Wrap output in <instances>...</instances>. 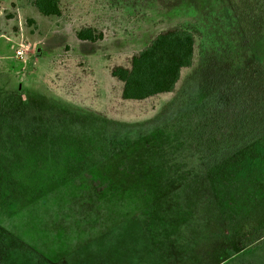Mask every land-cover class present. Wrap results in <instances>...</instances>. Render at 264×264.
I'll use <instances>...</instances> for the list:
<instances>
[{"label": "rangeland", "instance_id": "obj_1", "mask_svg": "<svg viewBox=\"0 0 264 264\" xmlns=\"http://www.w3.org/2000/svg\"><path fill=\"white\" fill-rule=\"evenodd\" d=\"M61 9L0 0V264H264V245L241 242L264 231V120L239 99L226 113L264 67V0ZM85 26L104 37L79 39ZM176 26L196 48L175 90L123 98L112 68ZM240 114L252 130L229 140Z\"/></svg>", "mask_w": 264, "mask_h": 264}, {"label": "trees", "instance_id": "obj_2", "mask_svg": "<svg viewBox=\"0 0 264 264\" xmlns=\"http://www.w3.org/2000/svg\"><path fill=\"white\" fill-rule=\"evenodd\" d=\"M61 1L33 0V4L46 16H60ZM76 35L81 40L92 42L104 37L102 32L90 26L81 27ZM195 48L196 35L191 28L176 26L160 31L146 47L132 56L130 66L119 65L112 68V74L123 82V98L141 100L174 91L182 70L193 64ZM258 66L245 70L243 80H239L241 83L239 91L233 93L238 94V97L228 96L226 113L237 114L238 111L235 109L230 111L229 109H231L230 105L237 103L239 99L243 106V113L252 114L250 118L257 125H261V121L264 120V67ZM246 118L249 117L244 114L234 118L226 116L225 120L220 118L225 121L223 133L227 134L229 140L242 141L247 138V129H252L247 124ZM214 133L216 134L217 131ZM248 141L250 143L252 140ZM223 156L227 157L226 154ZM241 242L246 247L263 246L264 231H259L255 235L248 230L243 233Z\"/></svg>", "mask_w": 264, "mask_h": 264}, {"label": "built area", "instance_id": "obj_3", "mask_svg": "<svg viewBox=\"0 0 264 264\" xmlns=\"http://www.w3.org/2000/svg\"><path fill=\"white\" fill-rule=\"evenodd\" d=\"M16 55H17L18 57H24V56H26V54H25V52H24L23 49H18V50L16 51Z\"/></svg>", "mask_w": 264, "mask_h": 264}]
</instances>
